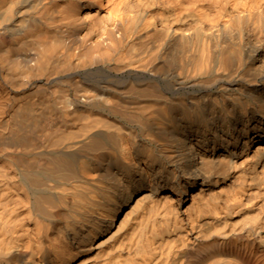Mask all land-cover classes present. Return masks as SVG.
Masks as SVG:
<instances>
[{"label":"bare ground","instance_id":"bare-ground-1","mask_svg":"<svg viewBox=\"0 0 264 264\" xmlns=\"http://www.w3.org/2000/svg\"><path fill=\"white\" fill-rule=\"evenodd\" d=\"M0 264H264V0H0Z\"/></svg>","mask_w":264,"mask_h":264}]
</instances>
